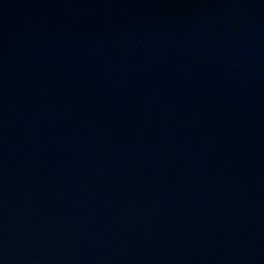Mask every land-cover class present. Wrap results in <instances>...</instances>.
I'll return each instance as SVG.
<instances>
[{"label":"water","instance_id":"95a60500","mask_svg":"<svg viewBox=\"0 0 264 264\" xmlns=\"http://www.w3.org/2000/svg\"><path fill=\"white\" fill-rule=\"evenodd\" d=\"M0 264H264V0H0Z\"/></svg>","mask_w":264,"mask_h":264}]
</instances>
